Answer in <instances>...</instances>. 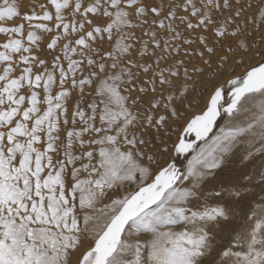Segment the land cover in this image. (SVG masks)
I'll return each instance as SVG.
<instances>
[{
    "label": "snow or ice",
    "instance_id": "snow-or-ice-1",
    "mask_svg": "<svg viewBox=\"0 0 264 264\" xmlns=\"http://www.w3.org/2000/svg\"><path fill=\"white\" fill-rule=\"evenodd\" d=\"M0 264H264V0H0Z\"/></svg>",
    "mask_w": 264,
    "mask_h": 264
},
{
    "label": "rangeland",
    "instance_id": "rangeland-1",
    "mask_svg": "<svg viewBox=\"0 0 264 264\" xmlns=\"http://www.w3.org/2000/svg\"><path fill=\"white\" fill-rule=\"evenodd\" d=\"M30 2H31V0H24L25 7H27V5H28ZM23 10H24V9H22V11H23ZM225 93H226L225 98L228 99V96L230 95V93L228 92L227 89H225ZM227 95H228V96H227ZM227 99H226V100H227ZM222 124H223V121H222V120H218V122H217V127L214 128V132H215V131H218L219 126L222 125ZM189 139H194V138L191 137V138H189ZM188 158L190 159L191 156H189ZM187 163H188V160H187V159H184V162H183V164H182V166H181V169H185L186 166H187Z\"/></svg>",
    "mask_w": 264,
    "mask_h": 264
},
{
    "label": "bare ground",
    "instance_id": "bare-ground-1",
    "mask_svg": "<svg viewBox=\"0 0 264 264\" xmlns=\"http://www.w3.org/2000/svg\"><path fill=\"white\" fill-rule=\"evenodd\" d=\"M228 96V95H227ZM227 98H225V100H226ZM191 138V137H190ZM184 159H185V157L184 156H180L178 159H175L174 160V163L176 164V166L178 167V168H180L181 169V166H182V164H183V162H184Z\"/></svg>",
    "mask_w": 264,
    "mask_h": 264
}]
</instances>
